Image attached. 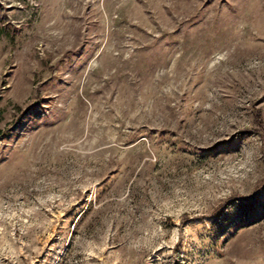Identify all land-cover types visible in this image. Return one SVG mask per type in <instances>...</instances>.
<instances>
[{"label":"rangeland","instance_id":"374dc122","mask_svg":"<svg viewBox=\"0 0 264 264\" xmlns=\"http://www.w3.org/2000/svg\"><path fill=\"white\" fill-rule=\"evenodd\" d=\"M0 264H264V0H0Z\"/></svg>","mask_w":264,"mask_h":264}]
</instances>
